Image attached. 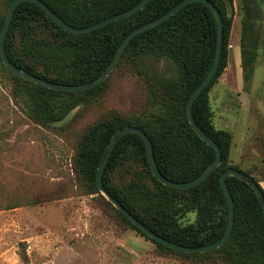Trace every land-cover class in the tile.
Returning a JSON list of instances; mask_svg holds the SVG:
<instances>
[{
    "label": "trees",
    "instance_id": "obj_1",
    "mask_svg": "<svg viewBox=\"0 0 264 264\" xmlns=\"http://www.w3.org/2000/svg\"><path fill=\"white\" fill-rule=\"evenodd\" d=\"M12 0H0L7 10ZM65 24L84 28L124 12L141 0H40ZM182 0H149L137 13L96 30L71 34L56 25L39 6L19 3L5 37L7 59L16 67L46 81L66 85L86 84L97 79L111 63L124 38L135 28L168 12ZM218 10L223 25L220 61L209 85L194 100L192 117L199 129L220 150L221 162L201 183L190 189H174L159 183L151 174L142 139L126 134L118 139L102 171L104 189L134 218L158 236L185 247H202L218 241L228 222V206L220 186L221 174L235 168L259 181L249 171L233 166L228 158L231 134L216 129L212 122L209 91L222 75L228 59L232 18L223 0H209ZM233 1V0H230ZM240 13L239 50L243 91L251 81L259 45L257 24L264 21V0H236ZM0 11V30L5 18ZM217 25L201 2L185 5L159 25L134 36L119 62L128 61L146 79V107L133 117L116 116L92 125L79 140L73 167L95 192L96 171L113 134L135 127L149 138L154 162L161 176L176 183L198 177L215 159L214 150L200 140L187 122L185 108L191 93L210 71L216 52ZM165 63L167 73L157 75L147 62ZM14 80L15 96L25 115L51 126L70 117L77 105H87L100 96L104 82L81 92L54 91L17 77L0 61ZM140 164L146 183L134 177L115 185L112 176L129 162ZM226 184L234 206L231 233L217 249L183 253L151 240L161 249L187 258L207 259L220 255L228 264H264V216L252 189L234 177ZM264 193V191L262 190ZM6 206L4 209H13ZM118 212V211H117ZM195 212L196 219L179 226L177 218ZM118 215L140 233L120 212ZM179 215V216H178ZM150 240V239H149Z\"/></svg>",
    "mask_w": 264,
    "mask_h": 264
},
{
    "label": "rangeland",
    "instance_id": "obj_2",
    "mask_svg": "<svg viewBox=\"0 0 264 264\" xmlns=\"http://www.w3.org/2000/svg\"><path fill=\"white\" fill-rule=\"evenodd\" d=\"M230 2L232 43L239 39L241 17L236 0ZM0 11L6 13L1 2ZM257 32L254 73L245 92L217 95L209 105L214 127L231 134L230 163L251 172L264 191V21ZM147 64L157 75L167 71L163 62ZM104 83L100 96L77 105L67 120L43 126L25 115L14 80L0 64V264H228L217 254L187 258L161 249L75 171L73 157L88 128L116 116H138L146 107V79L130 62L118 61ZM134 177L146 183L135 161L118 168L112 180L121 185ZM195 219V212H187L177 223L183 227Z\"/></svg>",
    "mask_w": 264,
    "mask_h": 264
},
{
    "label": "water",
    "instance_id": "obj_3",
    "mask_svg": "<svg viewBox=\"0 0 264 264\" xmlns=\"http://www.w3.org/2000/svg\"><path fill=\"white\" fill-rule=\"evenodd\" d=\"M226 4V9H227V14H229L228 10L231 8V2L230 0H223ZM21 2H31L36 4L41 8V10L60 28H62L64 31L71 33V34H83L87 33L93 30H96L104 25L110 24L115 21H119L122 19H125L138 11L142 10L145 5L149 2V0H141L136 6L121 12L119 14H116L114 16H111L109 18H106L104 20H101L99 22H96L90 26L84 27V28H73L65 24L59 17H57L44 3H42L40 0H12L6 10L5 18L3 25L0 30V61L1 63L13 74H15L17 77L23 79L24 81L30 82L35 85H39L43 88L54 90V91H65V92H81L88 90L90 88H93L102 82L108 77V75L112 72L118 61L120 60L121 55L123 54L124 50L126 49L127 45L131 41V39L136 36L137 34L146 31L148 29H151L160 23L164 22L171 16H173L178 10H180L182 7L189 3L193 2H201L205 4L208 9L211 11L212 15L215 18L216 25H217V38H216V52H215V58L213 61V64L210 68L209 73L205 77V79L201 82V84L191 93L190 97L188 98L186 108H185V113H186V118L187 122L190 125L191 129L193 132L196 134V136L204 141L208 146H210L214 152H215V159L214 161L208 165L203 172L196 177L195 179L185 182V183H176L169 181L161 176V174L158 172L155 162H154V157L152 154V149H151V144L149 141V138L146 136V134L141 131L138 128L129 126V127H123L119 130H117L111 139L109 140L108 144L106 145V148L102 154V157L99 161L98 168L96 171V177H95V182H96V188L97 190L107 199V201L118 211L120 212L124 217L127 218V220L134 225L142 234L146 237H148L150 240L156 241L170 249L183 252V253H204L208 252L214 249L219 248L222 246L227 238L229 237L232 226H233V218H234V206H233V201L230 196L229 189L226 184V178L227 177H234L238 179L239 181L244 182L246 185H248L257 201L259 202L263 216H264V193L262 192V188L260 185L256 182H254L249 176L245 175L243 172L235 169V168H229L226 171H224L220 178V186L223 191L224 197L227 202L228 206V222H227V227L226 230L223 234V236L216 242L202 246V247H185L182 245L175 244L173 242H170L157 234L153 233L150 231L148 228H146L140 221H138L136 218H134L116 199H114L103 187L102 185V171L104 168V165L106 163V160L108 159L113 147L115 146L116 142L118 139L126 134H136L139 136L145 147V152H146V157H147V162L149 169L151 171L152 176L162 185L167 186L169 188H174V189H190L199 183L203 182L213 171L214 169L220 164L221 162V157H220V150L217 147V145L212 141L208 136H206L197 126L195 123L192 114H191V108L194 100L202 93V91L209 85L211 80L213 79L216 70L218 68V64L220 61V55H221V45H222V32H223V25H222V19L221 16L216 9V7L209 1V0H182L179 2L177 5H175L173 8H171L168 12L163 14L162 16L156 18L155 20H152L146 24H143L142 26H139L132 30L127 36L124 38L122 43L120 44L119 48L117 49L111 63L108 65V67L104 70V72L95 80L88 82L86 84H80V85H66V84H58V83H52L49 81H46L40 77H37L33 74H30L26 72L25 70H22L16 66H14L6 57L5 55V50H4V42H5V37L10 25V21L13 15V12L15 10V7L21 3ZM72 114V113H71ZM71 116V115H70ZM69 118V117H68ZM67 118V119H68ZM65 119V120H67ZM64 120V121H65ZM62 122V121H61ZM60 123V122H59Z\"/></svg>",
    "mask_w": 264,
    "mask_h": 264
},
{
    "label": "crops",
    "instance_id": "obj_4",
    "mask_svg": "<svg viewBox=\"0 0 264 264\" xmlns=\"http://www.w3.org/2000/svg\"><path fill=\"white\" fill-rule=\"evenodd\" d=\"M229 40L228 46V59L227 65L219 77L217 83L214 85L210 92V100L212 101L215 96H225V95H234L238 93L245 92L243 91V81H242V69L240 62V50H239V39L237 41ZM233 47L231 51L230 47ZM242 83V87L240 84Z\"/></svg>",
    "mask_w": 264,
    "mask_h": 264
}]
</instances>
